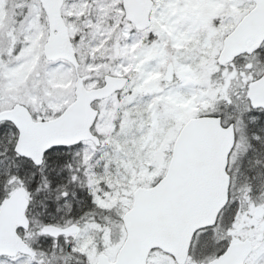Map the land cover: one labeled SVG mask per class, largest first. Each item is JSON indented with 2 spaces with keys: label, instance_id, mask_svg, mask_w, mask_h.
<instances>
[{
  "label": "snow or ice",
  "instance_id": "6c2138e0",
  "mask_svg": "<svg viewBox=\"0 0 264 264\" xmlns=\"http://www.w3.org/2000/svg\"><path fill=\"white\" fill-rule=\"evenodd\" d=\"M0 264H264V0H0Z\"/></svg>",
  "mask_w": 264,
  "mask_h": 264
}]
</instances>
